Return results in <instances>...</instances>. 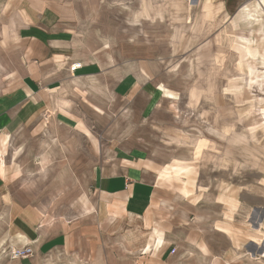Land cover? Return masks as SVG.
<instances>
[{
	"label": "crops",
	"instance_id": "0c3cea01",
	"mask_svg": "<svg viewBox=\"0 0 264 264\" xmlns=\"http://www.w3.org/2000/svg\"><path fill=\"white\" fill-rule=\"evenodd\" d=\"M85 2L0 0V245L32 249L5 264H264L238 256L227 226L174 185L169 165L179 161L153 149L148 125L167 133L163 107L178 97L149 77L151 61H119L81 31ZM76 137L89 159L82 211L21 201L35 164L73 161L44 148L73 151Z\"/></svg>",
	"mask_w": 264,
	"mask_h": 264
},
{
	"label": "rangeland",
	"instance_id": "374dc122",
	"mask_svg": "<svg viewBox=\"0 0 264 264\" xmlns=\"http://www.w3.org/2000/svg\"><path fill=\"white\" fill-rule=\"evenodd\" d=\"M81 10V31L107 41L119 61H151L149 77L178 97L163 107L172 116L167 133L148 125L159 155L191 167L169 165L174 185L185 184L182 194L208 222L227 226L238 256L263 253L264 0H91ZM81 140L73 151L45 147L73 161L35 164L18 198L53 215L79 214L89 195ZM4 233L0 218V241ZM9 248L0 245V264L12 260Z\"/></svg>",
	"mask_w": 264,
	"mask_h": 264
},
{
	"label": "built area",
	"instance_id": "2783aa9c",
	"mask_svg": "<svg viewBox=\"0 0 264 264\" xmlns=\"http://www.w3.org/2000/svg\"><path fill=\"white\" fill-rule=\"evenodd\" d=\"M80 65H81L80 63H73L70 66V69L74 71L75 69L79 68ZM31 253H32V249L29 244L22 245V246L12 245L9 248V257L12 260L26 258L29 255H31Z\"/></svg>",
	"mask_w": 264,
	"mask_h": 264
},
{
	"label": "bare ground",
	"instance_id": "6f19581e",
	"mask_svg": "<svg viewBox=\"0 0 264 264\" xmlns=\"http://www.w3.org/2000/svg\"><path fill=\"white\" fill-rule=\"evenodd\" d=\"M180 1V0H179ZM210 1V0H209ZM202 90V89H201ZM217 150V149H216ZM204 157V156H203ZM172 164V163H171ZM173 165L177 166V167H180V168H184L186 170H190L191 167L187 166V165H183V164H179V163H174ZM174 168V167H173ZM177 170V169H176ZM179 172V171H178ZM259 235L255 234V238L256 239H259ZM260 257L264 258V252L263 253H260Z\"/></svg>",
	"mask_w": 264,
	"mask_h": 264
}]
</instances>
